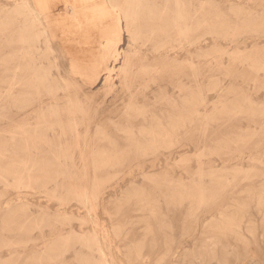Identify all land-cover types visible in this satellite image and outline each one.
Segmentation results:
<instances>
[{"label":"rangeland","instance_id":"obj_1","mask_svg":"<svg viewBox=\"0 0 264 264\" xmlns=\"http://www.w3.org/2000/svg\"><path fill=\"white\" fill-rule=\"evenodd\" d=\"M144 5L0 0V264H264V0Z\"/></svg>","mask_w":264,"mask_h":264},{"label":"bare ground","instance_id":"obj_2","mask_svg":"<svg viewBox=\"0 0 264 264\" xmlns=\"http://www.w3.org/2000/svg\"><path fill=\"white\" fill-rule=\"evenodd\" d=\"M102 1L103 0H39V3L43 6V8L40 10L41 11L43 10V11L48 12V13L51 12L53 6H55V4H57V2L64 4L65 7H71L72 10H75V9L82 10V13L80 14L81 17L79 19L78 24H80L79 26L83 27L84 29L83 28H77L74 30V29L68 28V29L63 30L64 31L63 35L65 36V38L67 40L71 36L78 34V32H80V34L83 36L76 47H73V48L68 50V54L71 57L72 61L79 62L84 67H92V68L95 67V64H93L92 59L94 57L96 46L102 47L105 50H109L113 46H118L120 43L118 41H116L115 38L112 37L113 34L115 33V31L117 30L123 36L130 34L132 32L131 31L132 28L134 27L135 20L139 16H141V14H146V15L148 14L146 11L147 9H145L144 0H124V8L122 11L120 10L122 13L120 14V17L118 19L119 21H118L117 25L113 26V27L108 26L107 22L109 21V18L107 15H105L102 12V10L100 8L102 5ZM105 1L110 4L111 1H115V0H105ZM88 4L92 5L94 7L93 10L90 12H86V9H87L86 7ZM23 7L25 9H29V10L32 9V5H31L30 1H24ZM96 8H100V9H97L95 11L94 9H96ZM113 8H115V7H113ZM42 14H43V16H46L45 13H42ZM39 15H41V14H39ZM47 16H48V14H47ZM90 26H92L94 28L93 30L95 31V33H97V35L95 37H94L93 33L88 32V30L86 29L87 27H90ZM77 30H80V31H77ZM66 43H69V42H66ZM72 43H73V41H72ZM74 43H76V42H74ZM117 52H119V50H117ZM113 54H114V52H113ZM86 61H88L90 63V65L86 66ZM104 64L105 63H103L102 66ZM111 67L114 70L117 67L122 68L123 66H121L120 64L119 65L116 64L115 61H112ZM113 70H112L111 74H115V72ZM93 78H94V76H93ZM90 82H92V79ZM193 122H195V121H193ZM198 191H199V197L197 199V203L199 206L205 205V203L207 202L205 199V189L199 188Z\"/></svg>","mask_w":264,"mask_h":264}]
</instances>
